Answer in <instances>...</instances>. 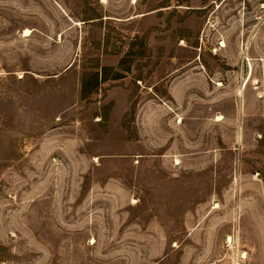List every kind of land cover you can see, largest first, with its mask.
Masks as SVG:
<instances>
[{
    "label": "rangeland",
    "instance_id": "rangeland-1",
    "mask_svg": "<svg viewBox=\"0 0 264 264\" xmlns=\"http://www.w3.org/2000/svg\"><path fill=\"white\" fill-rule=\"evenodd\" d=\"M0 264H264V0H0Z\"/></svg>",
    "mask_w": 264,
    "mask_h": 264
},
{
    "label": "bare ground",
    "instance_id": "bare-ground-1",
    "mask_svg": "<svg viewBox=\"0 0 264 264\" xmlns=\"http://www.w3.org/2000/svg\"><path fill=\"white\" fill-rule=\"evenodd\" d=\"M26 33H29V31H26Z\"/></svg>",
    "mask_w": 264,
    "mask_h": 264
}]
</instances>
